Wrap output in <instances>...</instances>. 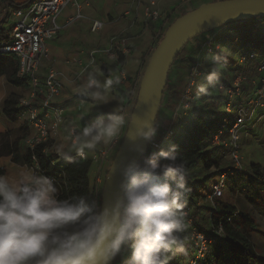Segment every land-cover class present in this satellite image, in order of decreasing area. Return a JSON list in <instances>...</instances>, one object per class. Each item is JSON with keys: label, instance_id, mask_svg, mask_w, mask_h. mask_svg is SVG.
<instances>
[{"label": "clouds", "instance_id": "clouds-1", "mask_svg": "<svg viewBox=\"0 0 264 264\" xmlns=\"http://www.w3.org/2000/svg\"><path fill=\"white\" fill-rule=\"evenodd\" d=\"M218 78L210 71L197 91L206 92ZM126 123L123 114L111 113L88 127L118 139ZM157 134L149 123L137 130L145 142L134 147L140 159L121 168V195L110 206L83 195L61 198L46 176H0V264H112L129 250L125 264H170L186 256L187 171L176 144L145 155Z\"/></svg>", "mask_w": 264, "mask_h": 264}, {"label": "built area", "instance_id": "built-area-1", "mask_svg": "<svg viewBox=\"0 0 264 264\" xmlns=\"http://www.w3.org/2000/svg\"><path fill=\"white\" fill-rule=\"evenodd\" d=\"M143 1L147 3L145 9L146 19L156 24L163 22L162 31L157 30L155 34L157 39L170 23V7L161 8L159 6L161 0ZM70 5H74L78 9L76 18L83 16L80 11L81 4L77 0H30L24 4L11 7L16 21L7 37L0 41V53L14 54L19 63L18 75L26 77L28 80L29 86L26 94L21 96L18 104V116H24L30 128V133L25 138L26 146L33 150L40 144H47L44 148V154L54 165H57L60 161H65L60 154L54 157L52 144H49V141L58 135L61 123L65 119L64 109L55 102L61 94L63 82L61 73L53 65L47 66L43 74L42 66L45 61L51 59L48 43L63 30L64 25L59 22V16ZM102 27L103 23L101 21H94L92 30L96 31ZM216 36V31L209 30L192 38L187 43V45L191 43L194 48L192 50H195L197 54L194 55L186 75L185 89L173 110L169 124L155 126L158 129V134L148 144L146 154L150 151L165 148V145L177 133V119L179 121L185 119V124L192 121L191 111L195 101V89L199 84L203 68L201 57L204 54L214 57L225 48L222 43L217 42ZM128 44V39L125 37H113L109 47L96 49L92 54L103 52L119 59L121 54H128L130 50ZM258 60H260V66L257 68L255 77L250 80L241 68L245 64ZM237 62L239 66L236 67L232 81L216 84V88L223 90L225 100L221 106L219 124L210 134V142L213 146L223 149L224 157L230 161L232 167H228L221 172L211 185L210 191L203 194L204 197L199 200L200 203L207 202L210 208L213 209L210 214L216 211L220 199L224 196L229 176L247 169L242 157V134H247L249 127L264 119L262 114L264 112L263 52L246 49L239 54ZM122 78L123 80L126 78L123 71ZM247 82H250L254 87V94L245 102L235 103V100L243 95ZM182 116L185 117L182 118ZM77 134L78 128L74 127L71 130L73 139H76ZM123 138L124 135L120 134L118 139H110L106 146L93 155H88L85 151H79L73 156L81 159H91L93 164L96 165L90 182V191L93 195V201L99 204H101L107 171L122 144ZM33 159L34 163L38 165L35 155H33ZM186 213L191 224L193 218L188 211ZM227 239L228 236L222 224L212 227L208 231L194 229L192 242L183 264H202L208 255L214 251L215 246L220 242H226Z\"/></svg>", "mask_w": 264, "mask_h": 264}, {"label": "crops", "instance_id": "crops-1", "mask_svg": "<svg viewBox=\"0 0 264 264\" xmlns=\"http://www.w3.org/2000/svg\"><path fill=\"white\" fill-rule=\"evenodd\" d=\"M26 1L28 0H0V5L6 3V6L4 5L0 10V19L4 13L12 14L11 7ZM77 1L81 4L80 11L84 20L79 21L76 18L78 9L74 5H70L62 11L59 16V22L64 25L63 30L48 43L51 59L50 61H45L42 66V74L45 73L47 66L50 65H53L61 73L63 88L55 102L64 108L65 121L64 125L60 127L58 135L52 138L55 141L52 144V152L56 154V157L57 154H60L66 159L71 158L79 151H85L81 149V142L84 138H90V130L92 128L88 126L100 117L107 119L111 113L123 114L127 123L121 129L120 134L125 135L139 89V83L145 70L146 58L155 46L150 48L151 51L148 53L149 49L146 46L139 45L133 48L131 54H121L123 61L121 58L117 59L115 56L103 52L92 54L93 51L109 47L113 37H125L128 41L130 39L135 40L137 43H145L143 39L148 36V29L153 34H156L157 30L162 31L161 27L163 24L162 21L156 24L145 19L147 3L142 0ZM193 1L161 0L159 6L163 9L170 7L171 17L169 20L171 21L179 15L173 16L179 8H184L182 12L189 11L213 0L203 1L199 4L194 3V6H191ZM94 21H101L103 27L93 31L92 25ZM11 26L6 28L8 34L12 29ZM0 28L4 27L0 25ZM127 36H130V38ZM99 68L104 72L102 76L98 72ZM122 71L126 77L124 80ZM99 79L103 83H100ZM107 83H109L108 88H106ZM26 91L27 89L11 85L5 76H1L0 111L3 100L8 95L12 93L22 95V92ZM74 94H80L82 99L76 101ZM100 94L102 95L101 99L99 97ZM172 104L175 105V102L168 101L164 103L163 99V105L160 108L156 124L163 126L169 124L174 108H170ZM18 122H20L18 119L16 121L8 120L0 113V134L8 131L9 127L16 128L17 125L19 126ZM69 123L75 124L74 127L78 128L76 139H73L71 130L70 135L65 136L66 127ZM109 140L108 137V140L93 152L99 151L106 146ZM19 144L21 148L24 146L20 139ZM251 151L253 152L252 149ZM66 153L68 154L67 156L64 155ZM86 153L90 155V153ZM0 167L5 168L7 171L6 174L0 176L11 181L26 179L33 173L45 176L36 163L31 165L18 164L12 161L11 155L0 156ZM95 169L96 165L93 164L90 170V179H92L91 176L93 177L92 173L94 174ZM198 203L201 204L200 202ZM210 229L211 226L205 231ZM213 258L214 255H211L207 259L212 260Z\"/></svg>", "mask_w": 264, "mask_h": 264}, {"label": "rangeland", "instance_id": "rangeland-1", "mask_svg": "<svg viewBox=\"0 0 264 264\" xmlns=\"http://www.w3.org/2000/svg\"><path fill=\"white\" fill-rule=\"evenodd\" d=\"M143 1V0H142ZM193 1V0H192ZM206 2L207 0H199V1H193V5L191 2V6H194V3L199 4L200 2ZM211 1V0H209ZM6 6V3H3V5H0V10L3 6ZM146 6V3H145ZM184 8H179V10L173 14L177 15L180 14ZM1 14V11H0ZM3 17L0 19V25H2L4 28H9L11 25H14L16 19L12 14L10 13H4L2 15ZM79 21L84 20L83 17L77 18ZM146 19V16H145ZM144 21V20H143ZM146 21V20H145ZM239 21H236L234 23H237ZM246 24H243L244 27ZM169 26V25H168ZM167 26V27H168ZM241 26V27H242ZM12 27V26H11ZM235 29H238L236 26H230L225 30L224 32H221L218 36H221V41L224 44V49L220 51V53L228 56L231 61H236V64L234 66H231V64L224 65L220 63L219 61L213 62L212 58L213 56H207L203 55L201 59H203V68H202V75L200 76V81L198 86L196 87V93L195 95V101L193 102V108H192V114L197 112L199 115H203L204 113H214L217 114V116L221 115V109L223 102L225 100L224 98V92L223 90H220L216 88L217 85L208 87V90L205 92L206 94L199 93L197 91L198 87L200 85L206 84L205 77L208 75L210 71H216L218 75L217 82L222 83H229L232 81L236 67L239 66L238 56L241 52L245 51L247 46H243V43H241L240 37L237 35H234ZM149 34L146 36V38L143 39L145 43H137L135 40L128 41L129 45V54L133 51V48L141 46H146L149 49V52L151 51L150 48L155 46L156 44V37L155 34H153L150 29H148ZM165 33V31H164ZM130 38V36H127ZM155 47H153L154 49ZM192 45L189 43L184 47V50H182V55L180 58L176 61L174 64V67L171 71V80H170V86L166 90V94L164 95V103H167L168 101H172L171 93L175 90L179 91V98L181 97L185 86H186V75L188 73V70L192 64L194 55L197 54L195 50H192ZM194 49V48H193ZM153 51V50H152ZM152 53V52H151ZM150 55L146 58V65L150 59ZM186 66L185 69V75L184 78L181 80V73L184 72L183 69ZM260 66V60L254 61L249 64H245L242 66V70L247 75L248 79H253L255 77V73L257 72V68ZM146 67V66H145ZM233 67V68H232ZM99 68V74L103 75V70ZM264 76V73H263ZM100 83H103L101 79H99ZM106 83V81H104ZM181 85V89L178 85ZM100 87H102L101 84H99ZM109 87V83L106 84V88ZM255 89L251 85L250 82H247L245 85L244 93L241 97L237 98L235 100V103L245 102L251 96L254 94ZM26 94V92H22L23 96ZM76 101H80L82 99L80 94H74L73 95ZM100 99L102 98V95H99ZM136 101V99H135ZM178 100L175 102L174 108L177 104ZM62 107V106H61ZM63 108V107H62ZM64 109V108H63ZM190 114V113H189ZM264 115V112L262 113ZM64 116H65V110H64ZM185 116H182V118ZM18 122L19 126L17 125L16 128H8V131L0 134V150L6 151V145L9 143H12L16 138H19L21 140V143L26 146L25 138L30 133V128L28 121L24 116L19 117L18 116ZM184 120L177 119L176 120V127L179 129L178 134L175 136L177 141L180 143H185L187 139V129L190 128V124H185ZM65 121V119H64ZM64 121L61 123V126L64 125ZM171 121V119H170ZM183 122L184 125H180V123ZM159 126H163L161 124H158ZM75 124L69 123L66 127L67 132H65V136L70 135L71 128L74 127ZM180 126V127H179ZM185 126L186 129L184 128ZM251 126V124H249ZM128 128V127H127ZM248 133L242 134L241 141H242V157L246 166L245 171L237 172L235 174H232L229 176L227 180V189L224 193V196L220 199L221 200V210L215 217H225L226 218V208L225 205H229L230 207L236 206L237 209L241 210V213H244L247 217L251 219V221L254 222V228H249V233L251 235V242L253 244L254 249L257 252L258 259L255 262L256 264H264V119L253 125L252 127H249ZM18 129V130H17ZM107 134L102 131H93L90 130V138L92 136V139L90 138H84L81 142V149L85 150L86 152L90 153V155H93L97 151L93 152L94 150H97L100 145H103L107 140L108 136ZM67 137V142H68ZM209 142L203 143L204 148L203 151L205 155L208 157L210 164L206 165L203 163H198L196 166L192 167L190 170V175L197 180H199V184H197L196 188L198 191H200L201 194L208 193L211 189V185L217 179V177L220 175L221 172L226 170L228 167H232L230 161H228L224 157V152L222 148H219L218 146H213ZM55 141L51 139L49 141V144H53ZM70 144V143H69ZM253 150V152L251 151ZM93 152V153H92ZM67 156L68 154H64ZM1 156V155H0ZM56 156V154H54ZM254 164H258L260 168L258 170H255L253 168ZM93 175V173H92ZM92 178V176H91ZM52 181V180H51ZM53 182V181H52ZM54 183V182H53ZM198 198L187 196V204L184 211H188L191 217L193 218V222L190 224L187 232L185 235L188 236V244H187V250L189 249L191 242H192V232L194 229L197 230H207L211 226V218H210V206L207 202H201L199 204ZM244 216V215H243ZM188 219V218H187ZM244 218L241 215H237L234 217L231 222L234 224L236 223H242ZM256 226V227H255ZM223 252L220 255L221 262L223 264H233V261L231 260V257H229V251L228 246L225 245L224 248H222ZM215 253H218L216 251L210 253L208 256L215 255ZM130 250L127 254L123 256H118L115 260V263H119L120 261L125 264V261L127 260V257L130 255ZM208 258V257H207ZM185 259V255H177L175 256L171 261L170 264H183ZM230 259V260H228ZM209 261L206 259L202 264H209ZM216 258L212 259L211 264H215Z\"/></svg>", "mask_w": 264, "mask_h": 264}, {"label": "trees", "instance_id": "trees-1", "mask_svg": "<svg viewBox=\"0 0 264 264\" xmlns=\"http://www.w3.org/2000/svg\"><path fill=\"white\" fill-rule=\"evenodd\" d=\"M214 1H219V0H213L212 2ZM26 2L16 4L15 6L24 4ZM186 12L188 11H184L180 13L177 17L185 14ZM177 17L173 18L170 21L169 25ZM243 24L246 25L243 27L242 26ZM230 26H236L238 28L235 29L234 33L236 34L234 35L240 37L243 46H247L246 47L247 49L253 51H259V52L262 51L264 55V18L262 17L250 18V19L241 20L237 23L234 22L228 23L226 25L218 27L217 29H212L210 31H216L217 32L216 40L217 42L222 43L220 38L221 36L218 35L221 34V32L227 30V28ZM167 28L168 27H166L156 39L155 47L162 39L164 35V31H166ZM7 35H8V31L6 29L0 28V41L6 38ZM181 55L182 52H180L179 55L176 57L175 63L180 58ZM216 56L220 57L219 62L224 65L229 66L231 64V66H234V64H236V61L235 62L231 61V59L228 56L220 52H218ZM120 58L123 61V56H120ZM174 64L172 65L169 71L168 83L164 90L163 97L166 94L167 88L170 86L171 71L172 68L174 67ZM185 69L186 66L183 69L184 72L181 73V80L184 78V75L186 74ZM18 71H19V63L17 57L14 54L0 53V77L5 76L8 83H10L15 87L27 89L29 86L28 80L26 77H20L18 75ZM217 83L218 82L216 81L215 85ZM178 86L181 89V85L179 84ZM20 98L21 96L19 94L12 93L3 100L0 113L10 121H16L18 119V115H19L18 104ZM171 98L173 102L179 100V91L178 90L173 91L171 93ZM162 105H163V99H162L161 107ZM173 107H174L173 104L170 105V108ZM219 116H217V114L214 113H204V116L199 115L197 112L193 113L192 121L186 123L187 125L190 124L188 125L190 126V128L187 129L186 142L180 143L177 141L175 136L178 134L179 129L176 128L177 133L174 135L171 141L165 145V149L168 147L169 144L178 145V149H177L178 159L184 163L187 171L186 182H187V187L189 189L188 194L192 198L195 197L198 198L199 200L203 198L204 195L197 190L196 186L197 184H199V180H197L196 178L190 175V170L192 167L196 166L200 162L206 165L210 164L208 157L205 155L203 151L204 148L203 143L209 142L208 140H210L211 132L219 124L220 121ZM157 125L158 124H156V126ZM180 125L182 126V124ZM186 127L187 126H185L184 128L186 129ZM46 145L47 144L44 143L40 144L36 146L33 150H31L27 146L21 148L19 144V138H16L14 141H12V143L6 145L5 147L6 151L0 150V155H11L13 162L18 164H27V165H31L35 162L33 159V155H35L39 168L46 177H48L50 180L54 182V185L59 190V195L61 198L83 195L87 197L90 201H93V195L90 191V182H91L90 170L93 165L92 160L81 159L72 156L69 159L64 158L65 159L64 162L60 161L57 165H54L51 162V160L48 157H46L44 154V148L46 147ZM253 168H255V170H258L260 166L258 164H254ZM6 172L7 171L5 168L0 167V175H4L6 174ZM221 203L222 202L220 201L216 211L213 214L209 213L211 218V228L217 227L220 224H222L228 236L226 242H220L215 246L214 251L218 252L215 253L214 255V258H216L215 264H223V262H221L220 255L222 254L223 252L222 248H224L225 245L228 246L229 257H231L233 264H256L255 262L258 259V255L253 247V244L251 242V235L248 230L249 228H254V222L251 221L249 216L247 217L244 213H241V210L237 209L236 207H230L229 205H225V208L227 209L225 212L226 218L215 217L222 208ZM212 210L213 209L210 208V211ZM237 215H241L244 218L243 219L244 221L242 223H236L233 225L231 220ZM115 260H114V264H115ZM119 263L122 264L121 261ZM211 263L212 260L209 261V264Z\"/></svg>", "mask_w": 264, "mask_h": 264}, {"label": "water", "instance_id": "water-1", "mask_svg": "<svg viewBox=\"0 0 264 264\" xmlns=\"http://www.w3.org/2000/svg\"><path fill=\"white\" fill-rule=\"evenodd\" d=\"M261 17L264 18V0H219L186 12L168 26L142 75L128 128L107 171L101 205L110 206L121 195L120 170L129 160L140 159L134 147L145 143L137 137V130L145 123L156 126L169 71L187 43L204 32L228 23ZM147 147L148 144L145 145L146 150Z\"/></svg>", "mask_w": 264, "mask_h": 264}]
</instances>
